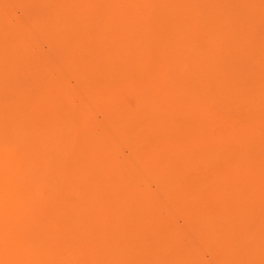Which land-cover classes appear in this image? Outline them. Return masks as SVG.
<instances>
[{"label":"bare ground","instance_id":"bare-ground-1","mask_svg":"<svg viewBox=\"0 0 264 264\" xmlns=\"http://www.w3.org/2000/svg\"><path fill=\"white\" fill-rule=\"evenodd\" d=\"M0 264H264V0H0Z\"/></svg>","mask_w":264,"mask_h":264}]
</instances>
